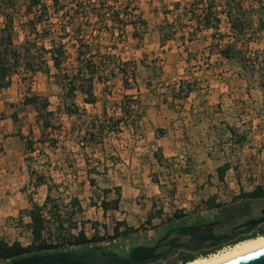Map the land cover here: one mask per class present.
I'll return each instance as SVG.
<instances>
[{"label": "rangeland", "instance_id": "374dc122", "mask_svg": "<svg viewBox=\"0 0 264 264\" xmlns=\"http://www.w3.org/2000/svg\"><path fill=\"white\" fill-rule=\"evenodd\" d=\"M235 1L242 4V18L251 23L244 37L251 35V40L237 42L229 59L220 53L233 39L225 0H108L110 7L131 9L122 14L128 22L123 28L104 30L98 29L97 18L75 13L71 0H61L62 9L57 13L51 7L49 19L38 30L16 28L15 44L35 39L48 48L66 36V53L60 71L50 60L47 71L37 72L21 61L10 86L0 90V220L10 226L8 240L18 235L23 245L32 241L29 197L46 204L44 236L49 232L50 241L84 229L88 238L97 237L90 244L104 247L123 237H133L138 244L152 242L179 216L224 219L222 227H229L264 208V196L239 198L257 187L264 191V71L256 63L264 56V29L258 22L264 16V0ZM206 10L219 18L216 31L202 24ZM42 30L48 35L43 37ZM86 64L97 68L94 104L85 103L80 91L67 94L68 78ZM181 75L194 78V86L202 79L213 84L206 140L210 167H231L222 180L217 170H170L175 157L153 155L156 146H149L170 126L151 127L146 109L163 99H181L176 87ZM27 96L47 99V109L25 104ZM39 177L44 186L36 187ZM122 193L128 202L118 208L114 200ZM106 198L108 208L117 210L95 221L96 209L89 204ZM74 199L88 211L81 214ZM119 219L125 225L116 236ZM124 244L127 249L126 239Z\"/></svg>", "mask_w": 264, "mask_h": 264}, {"label": "trees", "instance_id": "16d2710c", "mask_svg": "<svg viewBox=\"0 0 264 264\" xmlns=\"http://www.w3.org/2000/svg\"><path fill=\"white\" fill-rule=\"evenodd\" d=\"M61 0H0V90L10 86L12 81L13 73H16L18 65L20 62H24L26 69L31 72L37 71H47L49 60L52 62V65L57 71H60V67L65 60V45L62 42V39L66 36H60V40L50 42L51 46L46 47L44 43L38 45L37 40H24L19 44L14 43V35L16 28L18 26H26L31 28V30H38L39 26L45 23L49 19L51 7L57 13L62 9L60 8ZM66 1V0H64ZM99 4H92L90 0H71L74 6L75 13L78 11L83 12L86 16L91 14L97 18L98 29H114L116 26L124 27L127 22V18H124L122 14L128 15V9L130 7L117 9L114 6L110 7L107 4L108 0H99ZM108 5V6H106ZM176 7L179 6L177 3ZM63 7V4H62ZM211 5H209V9ZM225 14L229 19L231 30L233 33V39L230 40L224 48L220 50L221 55L226 58H232L234 56L233 50L236 48V43L241 41L247 43L248 40H251L250 37L244 39L246 33V26L251 28V23L244 20L241 16L242 4L239 1L235 0H225ZM130 15V14H129ZM202 24L205 28H213L215 31L217 28V22L219 18L213 12L207 11L202 15ZM215 21V22H214ZM259 25L264 29V16L259 17ZM86 23V22H85ZM121 28V29H122ZM65 31V29H64ZM42 36L44 34L42 30ZM136 34V33H135ZM66 35V32L65 34ZM41 36V37H42ZM42 37V38H43ZM247 40V41H246ZM83 44H80L78 47V58H80V52ZM248 48V44L246 45ZM88 63V62H87ZM256 63L260 65V68L264 71V56L261 61L256 60ZM242 69L246 68L245 66L241 67ZM97 72V68L89 66H78L75 74L68 78L66 85L67 94L72 95L76 91H80L85 95L84 102L94 104L96 102V96L94 94V76ZM113 73V72H112ZM239 74L243 76L242 72L239 71ZM99 78V77H98ZM264 86V83L262 84ZM193 87L188 83L185 85V90H182V85L178 90V95L187 96V94L192 91ZM184 91V94H181ZM25 104H32L37 107L40 111L46 110L48 107L47 99L39 101L38 96H27L24 99ZM41 103V104H40ZM41 105V106H39ZM68 111H71L69 107L66 108ZM118 123L121 122V119L117 120ZM45 126H48V122L45 120ZM99 131L103 132L104 128L102 125L99 126ZM32 142H27V148L31 151ZM1 150V143H0ZM230 168L228 163H223L217 168L218 177L220 180L223 179L224 173ZM89 183L94 185L95 180L89 178ZM44 184L42 177H39L35 182V186ZM264 196V191L261 187H257L252 191L242 194L240 197L245 199L249 198H260ZM49 196H47L48 199ZM119 197H117L114 202L117 204ZM73 204L76 205L79 211H82V207L77 199L73 200ZM115 204V206H116ZM104 211L108 209L109 202L103 199L100 203ZM46 204L36 203L32 197H29V208L26 211L27 216L30 218V223L28 227L32 234V241L23 245L19 241H13L9 243L3 238H0V264H8L11 260L15 258H20L29 255L35 254H46L57 251H76L82 252L93 246H96L95 243L89 245V243L96 240L97 237L93 236L88 238L84 229H80L77 234L68 233L62 239L57 237L56 242L50 241V233H47V236H44V232L47 231L48 219L45 216L44 209ZM209 220L203 217H197L193 219L183 218L179 216V221L170 225L168 228L178 226L180 224H189L191 222H199ZM125 225V221L121 220L115 224L114 234L119 236V227ZM62 227V226H61ZM74 228L76 227L73 226ZM166 228V229H168ZM159 236V235H158ZM154 236L153 241L158 237ZM128 242V248H124V241ZM152 241V242H153ZM123 243V246L120 243ZM65 244H67L65 246ZM141 245H149L150 242L145 240L140 243ZM135 245L133 237H123L119 240V243L116 245H110L107 247L102 246L107 250H113L117 252L120 256H125L128 251H130ZM121 246V247H120Z\"/></svg>", "mask_w": 264, "mask_h": 264}, {"label": "crops", "instance_id": "0c3cea01", "mask_svg": "<svg viewBox=\"0 0 264 264\" xmlns=\"http://www.w3.org/2000/svg\"><path fill=\"white\" fill-rule=\"evenodd\" d=\"M184 78L187 79V83H191L190 85L192 87L194 86V83L190 82L194 81V78H191L190 80L188 77L181 75L179 76V80H177L178 82L176 87H180V85H182V88H184L186 84ZM197 79L200 78L198 77L196 80ZM203 82L204 79H202L201 83H197V86H194L192 91H190L187 96H182L181 99H174V101L163 99L161 102H154L146 109L147 115H145V117L151 127L170 126L168 133L162 135L160 138L154 137L156 142H152L149 145L151 146V149L154 145L156 146L153 148V155H160L159 152H161L168 160L175 157L173 159L176 161L174 164L175 168L170 170H217V168L221 166V164H219L214 169L210 167L211 152L207 147L208 143L206 135L208 131L207 128L209 127L210 121L213 117L209 114V104H211L210 99L212 97L210 93L213 84L210 79L206 80L207 84H204ZM208 83L210 84L208 85ZM199 85L202 88H200ZM181 94H184V91H182ZM3 146H5L4 143ZM180 147L181 150H179ZM188 162L189 165L187 167ZM228 170H231V167ZM40 186L44 185L41 184ZM109 192L113 194V191ZM126 197L127 196L125 194H121L120 200L116 204L118 205V208L127 204L128 200ZM105 200L108 202L110 201L109 198H106ZM79 203L83 209L81 214L86 213L88 209L84 206L82 201H79ZM100 203L101 201L97 202V204H89L88 207L89 209H96L95 213L97 220L95 221L98 222H100L104 216H107L109 210L113 212L117 210V207L111 206L104 211ZM4 215L6 214L4 213ZM9 227L10 226L7 222H2V220H0V238L5 239L9 243L16 240L21 242V238L18 235L12 240L7 239V236L5 235H7Z\"/></svg>", "mask_w": 264, "mask_h": 264}, {"label": "water", "instance_id": "95a60500", "mask_svg": "<svg viewBox=\"0 0 264 264\" xmlns=\"http://www.w3.org/2000/svg\"><path fill=\"white\" fill-rule=\"evenodd\" d=\"M216 223L217 221L214 220L204 224L175 226L168 230L157 244L135 245L125 256L96 245L82 252L68 250L24 256L15 258L8 264H151L164 259L173 249L189 250L204 241L216 246L233 240L240 234H250L259 224L264 223V215L245 220L227 234L215 235L212 227ZM181 237H186V240L181 241ZM162 242L166 248L156 252ZM225 264H264V249Z\"/></svg>", "mask_w": 264, "mask_h": 264}, {"label": "flooded vegetation", "instance_id": "af4514ba", "mask_svg": "<svg viewBox=\"0 0 264 264\" xmlns=\"http://www.w3.org/2000/svg\"><path fill=\"white\" fill-rule=\"evenodd\" d=\"M262 210H264V208H261L258 212V214L254 215V216H249L248 218L244 219L243 221H240L238 223L232 224L229 227H222L223 226V220L224 219H215V218H211L209 220H204V221H199V222H191L189 224H180L178 226L181 225H192V224H204L210 221H217V223L212 227L213 232L215 235H219V234H227L230 233L231 230L233 229V227H235L236 225L244 222L247 219L250 218H257L259 216L264 215V212H262ZM175 227V226H174ZM171 228L165 229L153 242H150V246H153L155 244H157V241ZM264 234V223H261L257 226V228L255 230H253L250 234H240L237 238L230 240L226 243L220 244V245H216V246H212L210 245L209 241H204L202 243L197 244L196 246H194L192 249L186 250L183 248H177V249H173L170 253L167 254V256L164 259L158 260L154 263L151 264H187L190 261H193L195 259H199V258H208L212 255H216L219 254L220 252L227 250L228 248H232L235 244L246 240L248 238H252L258 235H262ZM170 237H168L169 239ZM186 240V237H181V241ZM166 247L163 245V242L159 244V247L156 249V252H159L163 249H165Z\"/></svg>", "mask_w": 264, "mask_h": 264}, {"label": "bare ground", "instance_id": "6f19581e", "mask_svg": "<svg viewBox=\"0 0 264 264\" xmlns=\"http://www.w3.org/2000/svg\"><path fill=\"white\" fill-rule=\"evenodd\" d=\"M261 249H264V234L243 240L221 255L195 259L187 264H225Z\"/></svg>", "mask_w": 264, "mask_h": 264}, {"label": "built area", "instance_id": "2783aa9c", "mask_svg": "<svg viewBox=\"0 0 264 264\" xmlns=\"http://www.w3.org/2000/svg\"><path fill=\"white\" fill-rule=\"evenodd\" d=\"M92 243V242H91ZM110 242H106V244H109ZM96 245H99L100 243H95ZM89 245H91L90 243H89Z\"/></svg>", "mask_w": 264, "mask_h": 264}]
</instances>
